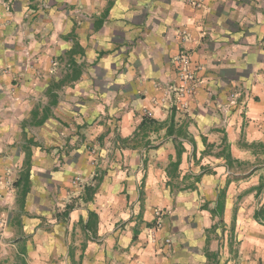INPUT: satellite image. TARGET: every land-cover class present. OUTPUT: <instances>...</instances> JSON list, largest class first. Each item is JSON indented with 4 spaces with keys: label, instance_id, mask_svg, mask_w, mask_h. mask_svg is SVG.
Listing matches in <instances>:
<instances>
[{
    "label": "crops",
    "instance_id": "0c3cea01",
    "mask_svg": "<svg viewBox=\"0 0 264 264\" xmlns=\"http://www.w3.org/2000/svg\"><path fill=\"white\" fill-rule=\"evenodd\" d=\"M22 42L27 57H4L3 43ZM183 48L200 81L176 109L167 88L177 83ZM70 61L82 73L63 85L71 71L58 70ZM79 100L80 113L66 109ZM71 114L80 131L89 126L92 152L62 165L57 148L48 154L56 141L45 132L67 126ZM145 117L155 121L146 134ZM259 141L264 0H0V231L10 232L16 204L21 213L37 206L44 217L65 206L51 230L40 221L24 227L30 241L14 251L28 264H222L217 225L233 223L236 205L228 193L217 210L229 174L221 144L239 159L253 156L244 142ZM71 188L68 204L45 202L52 190L69 199Z\"/></svg>",
    "mask_w": 264,
    "mask_h": 264
},
{
    "label": "rangeland",
    "instance_id": "374dc122",
    "mask_svg": "<svg viewBox=\"0 0 264 264\" xmlns=\"http://www.w3.org/2000/svg\"><path fill=\"white\" fill-rule=\"evenodd\" d=\"M30 15H28V18ZM21 25L24 27L26 32V29L30 27V24L23 21ZM20 27V25H18ZM18 35L17 31L10 30V32L5 36L6 39L13 40V38ZM9 40V44H10ZM23 45L21 46L14 44L13 46H7L6 43H3L6 47L2 48V53L4 57L7 54L8 58H24L27 57V51L28 46L26 42H22ZM25 43V44H24ZM2 45V46H3ZM43 49V48H41ZM185 53L189 60V64L186 65L184 61H181L182 58L181 55ZM190 54L188 51L183 48L180 53L175 58V65L177 67L178 71V80L177 83H172L171 85H168V91H172L174 94H172V101L174 103L173 107L177 109V106L179 105L178 100L183 93L188 94H194L198 88L199 84V77L196 74V71L190 68ZM81 60L80 58H77ZM64 62V61H63ZM82 64V63H81ZM68 64H60V70L62 71L61 74L63 75L65 72H69L68 67H66ZM61 74H59L61 76ZM14 82L17 84L20 81L14 80ZM58 84V83H56ZM65 85V83L63 84ZM58 86V85H57ZM62 89V88H61ZM65 89V88H64ZM63 90V89H62ZM194 90L193 93H189L188 91ZM177 93V94H176ZM39 97V101L34 99L36 102H40L41 99L45 97L44 94L41 95H35V97ZM63 96V95H62ZM242 94H239V97H241ZM37 97V98H38ZM53 96H51L52 98ZM169 99L171 98V94L168 95ZM244 99H246L247 94L243 93ZM80 102L82 100H79L77 104H73L71 107L67 106V110H72V112L80 113ZM177 104V106H176ZM76 114H71V117L67 118L66 122L68 123L67 126L59 123H55V126H51L49 129L46 130V134H51L54 136H58L59 138H53L52 140L56 141V145H53L50 150L48 151V154H53L54 149L59 150L60 159L58 163L65 164L66 160L65 158H69L70 156H76L78 159L85 158V156L88 153V151L92 152V146L91 143H87V140L89 138V126H85L83 131H80L79 128L76 127ZM59 126L61 129H59ZM35 133H38L39 128H31ZM40 134H36L35 137H38ZM244 146H248L250 143L244 142ZM44 145V144H43ZM76 150V151H75ZM42 151H45L43 148ZM76 152V153H75ZM81 152H83L85 155H81ZM82 153V154H83ZM67 155V156H64ZM69 155V156H68ZM57 158V154H56ZM238 159V158H236ZM88 160V159H87ZM241 162L244 163L243 166L234 165V168L232 170H229V174L225 172V175L222 179V183L226 185V180H230L229 185L226 187V197L228 193L232 196V199L234 201V208H233V216L236 211V215L238 212L243 213V221L242 223H238L235 220V224L230 221L227 224L217 225L219 229V233H217V239L219 242V253H220V263L226 262V264H264V244H260V240L264 242V226L258 224L254 218L253 213L255 208L258 206V204L264 200V193H262L258 198L255 196V191H253V187H255L259 181L261 174H264V170H257L253 174H250L252 171L253 165L256 164V159L254 156H250L249 158H239ZM89 164H91V161L89 160ZM98 168V166H97ZM99 170L96 172L101 175V171H103V168H98ZM100 171V172H99ZM98 178V176L96 177ZM225 178V179H224ZM76 178L73 179V183L76 182ZM82 183H84L83 180L78 181L77 186H81ZM70 189H68L69 191ZM73 190V194L68 193L69 199H65L64 196H62L61 191L52 190L49 192H46V200L45 202L51 203H57L59 201H62L60 199H64V202L68 204V200H74L75 199V190L74 188H71V191ZM204 197H201L203 199ZM55 199V200H54ZM63 208L65 206L60 205L54 207L52 209V212H46L45 217L42 216L43 213H39L36 211L37 206L34 207L35 210L28 211L27 213H24L20 210V207L15 205V208L13 207V222L11 226L8 225V228L10 229V232L5 234L2 230V233L0 231V264H20V261L18 260L16 253L17 250L14 251L18 247V250H20V246L23 242V238L26 236V240L28 242L30 241L29 238H31V231L25 232L24 227L28 225L31 221H34L37 223L40 221V224H45V230H51L52 225V218H54V215H58L61 212H63ZM24 213V214H23ZM22 215V216H21ZM233 218V217H232ZM5 217H2L1 220H4ZM3 223V222H0ZM47 223V224H46ZM234 225V226H233ZM29 227V226H27ZM12 229V230H11ZM35 233L38 232V228L36 227L34 230ZM16 247V248H15ZM18 255V254H17Z\"/></svg>",
    "mask_w": 264,
    "mask_h": 264
},
{
    "label": "trees",
    "instance_id": "16d2710c",
    "mask_svg": "<svg viewBox=\"0 0 264 264\" xmlns=\"http://www.w3.org/2000/svg\"><path fill=\"white\" fill-rule=\"evenodd\" d=\"M79 64H77L74 61H70L69 62V66L68 69L69 71H71V74H67L65 79L63 81H61L60 83H64L66 82V80H77L79 79L80 75H81V69L78 66ZM57 87H60L61 84H57ZM49 109L47 108L46 111L43 112V116L40 118V120H38L36 123L37 124H42L47 117L50 115L49 114ZM37 112H33V117L36 119L37 116ZM152 122L154 123L155 121L152 118L149 117H145L142 121V125H141V129L144 130V134H146V130L147 128L150 126V124H152ZM169 133H172V131H169ZM222 148H221V155L224 156L227 166L229 168V170H232L234 168V165H240L243 166L244 163L241 162V160L239 159H235L232 157L230 151H229V146L227 144H221ZM247 147H249V149L251 150L252 155L255 157L256 159V164L253 165L252 171L250 172V174H253L254 172H256L257 170H264V142L263 141H259V142H251ZM180 163V154L178 157L177 162L172 163L171 164V170L169 171V173L175 174V171L177 170L178 166ZM28 177V176H27ZM198 180V178H197ZM22 182L21 180H18L16 182L17 185H20V183ZM25 184H28V179L25 178L24 180ZM230 180H227V186L229 185ZM193 187V186H192ZM29 191V188L27 186L22 187V191H21V204L22 207L23 206V202H24V198L26 197L27 193ZM253 191H255V196L258 198L262 193H264V174H261L260 176V181L259 183L253 187ZM225 197H226V189H222L219 192V196H218V205H217V210L220 214H222V211L224 209V202H225ZM214 214V212H213ZM253 218L254 220L260 224L264 226V200L261 201L258 206L255 208L254 213H253ZM236 220V211L234 214V219H233V224H235ZM234 226V225H233ZM18 259L20 260L21 264H28L26 259L22 256H18Z\"/></svg>",
    "mask_w": 264,
    "mask_h": 264
},
{
    "label": "built area",
    "instance_id": "2783aa9c",
    "mask_svg": "<svg viewBox=\"0 0 264 264\" xmlns=\"http://www.w3.org/2000/svg\"><path fill=\"white\" fill-rule=\"evenodd\" d=\"M203 1H204V0H195V3H196L197 6H201L202 3H203ZM181 57H182V58H181L180 60H181V61H184L185 64L188 65V64H189V60H188L187 56L185 55V53H183V54L181 55ZM193 91H194V90H190V91H188V92H189V93H193Z\"/></svg>",
    "mask_w": 264,
    "mask_h": 264
},
{
    "label": "bare ground",
    "instance_id": "6f19581e",
    "mask_svg": "<svg viewBox=\"0 0 264 264\" xmlns=\"http://www.w3.org/2000/svg\"><path fill=\"white\" fill-rule=\"evenodd\" d=\"M260 242H261L260 244H264V242H263V241H261V240H260Z\"/></svg>",
    "mask_w": 264,
    "mask_h": 264
}]
</instances>
